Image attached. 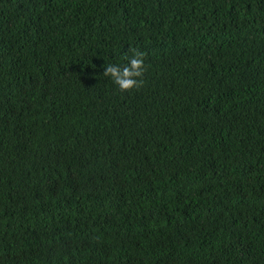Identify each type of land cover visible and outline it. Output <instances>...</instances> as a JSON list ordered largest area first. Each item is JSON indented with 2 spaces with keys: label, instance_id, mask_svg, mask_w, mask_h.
<instances>
[{
  "label": "trees",
  "instance_id": "trees-1",
  "mask_svg": "<svg viewBox=\"0 0 264 264\" xmlns=\"http://www.w3.org/2000/svg\"><path fill=\"white\" fill-rule=\"evenodd\" d=\"M0 264H264V0H0Z\"/></svg>",
  "mask_w": 264,
  "mask_h": 264
},
{
  "label": "clouds",
  "instance_id": "clouds-1",
  "mask_svg": "<svg viewBox=\"0 0 264 264\" xmlns=\"http://www.w3.org/2000/svg\"><path fill=\"white\" fill-rule=\"evenodd\" d=\"M129 52L131 55L126 57L127 63L123 66L111 63L104 66L103 75L111 78L121 92L143 87V77L147 71L146 54L137 48H130Z\"/></svg>",
  "mask_w": 264,
  "mask_h": 264
}]
</instances>
